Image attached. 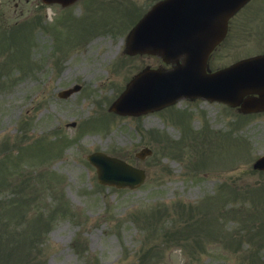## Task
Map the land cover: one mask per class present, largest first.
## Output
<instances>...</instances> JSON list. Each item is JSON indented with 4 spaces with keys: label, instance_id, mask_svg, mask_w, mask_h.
I'll use <instances>...</instances> for the list:
<instances>
[{
    "label": "rangeland",
    "instance_id": "rangeland-1",
    "mask_svg": "<svg viewBox=\"0 0 264 264\" xmlns=\"http://www.w3.org/2000/svg\"><path fill=\"white\" fill-rule=\"evenodd\" d=\"M155 1L28 0L20 15L2 0L0 264H264V172L251 167L264 115L183 100L108 111L141 68L158 65L123 51ZM245 16L252 33L236 25ZM227 40L213 67L264 50V0L241 9ZM144 147L152 154L137 157ZM93 151L142 169L143 183H98Z\"/></svg>",
    "mask_w": 264,
    "mask_h": 264
},
{
    "label": "water",
    "instance_id": "water-1",
    "mask_svg": "<svg viewBox=\"0 0 264 264\" xmlns=\"http://www.w3.org/2000/svg\"><path fill=\"white\" fill-rule=\"evenodd\" d=\"M45 3L60 2L63 5L75 0H43ZM248 0H163L155 4L139 20L126 42L128 54H158L166 62L179 60L175 69H144L135 75L110 106L121 114H139L175 99L186 96L217 100L231 106H239L242 112L264 109V55L239 61L213 73L206 72V58L213 46L223 37L226 21ZM177 13L189 16L186 20H203L195 23L194 32L175 34L167 31L166 20ZM72 89L59 93L65 97ZM257 95V96H255ZM151 151L143 148L139 157ZM96 167L97 180L101 184L116 187H136L144 180L143 171L101 152L87 156ZM253 167L264 169V155L256 159Z\"/></svg>",
    "mask_w": 264,
    "mask_h": 264
},
{
    "label": "flooded vegetation",
    "instance_id": "flooded-vegetation-1",
    "mask_svg": "<svg viewBox=\"0 0 264 264\" xmlns=\"http://www.w3.org/2000/svg\"><path fill=\"white\" fill-rule=\"evenodd\" d=\"M28 0H13V11L14 12H19V14H23V8H24V4L26 3L27 4ZM250 2V1H249ZM248 2V3H249ZM247 3V4H248ZM246 4V5H247ZM244 5L241 9L245 8ZM5 7H4V3L2 2V0H0V14H4L5 13ZM241 12V10L237 11L233 16H231L229 19H228V22H227V32H226V35L224 37V39L215 47V49L210 53L209 57H208V61H207V69L210 70V71H214L216 69H219L221 67H224V66H227V65H230L234 62H237L241 59H244V58H247V57H251L253 55H257V54H262L264 53V50L262 51H257V52H247V54H243L241 56H238L234 59H231L225 63H223V65H220V66H217V67H213L210 62H212V55L213 53L215 52V50L219 49L221 47V43L222 42H226L227 38L229 37L231 31H232V28L234 27V22L236 20V17L237 15ZM239 19H241L239 22H237L236 25H240L242 27V30L245 32V33H252V28L250 27V23H249V17L248 16H245V17H239ZM229 42H231V39L227 40ZM148 56H153V55H148ZM157 56H154V58H156ZM159 57H157L156 59H154V62H156L158 65L156 66V68H170L172 65L171 64H166L164 63L161 59L159 60L158 59ZM160 61V62H159ZM180 100H183V101H191V102H205V103H215V104H222L220 102H217V101H208V100H202V99H186V98H183V99H180ZM177 103V102H176ZM176 103H174L173 105H175ZM173 105H170V106H173ZM224 106H226L225 104H222ZM170 106H167V107H170ZM166 107V108H167ZM165 108V107H164ZM163 109V108H162ZM235 110H237V108H233ZM251 114H262L264 115V111H261V112H256V113H251ZM264 172V170L262 171Z\"/></svg>",
    "mask_w": 264,
    "mask_h": 264
}]
</instances>
